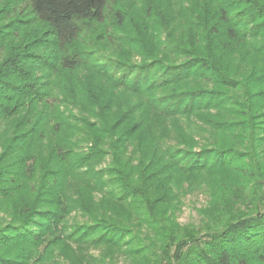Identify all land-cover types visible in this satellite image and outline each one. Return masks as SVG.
I'll return each instance as SVG.
<instances>
[{
    "label": "trees",
    "instance_id": "trees-1",
    "mask_svg": "<svg viewBox=\"0 0 264 264\" xmlns=\"http://www.w3.org/2000/svg\"><path fill=\"white\" fill-rule=\"evenodd\" d=\"M112 1L0 0V264H264V0Z\"/></svg>",
    "mask_w": 264,
    "mask_h": 264
},
{
    "label": "rangeland",
    "instance_id": "rangeland-1",
    "mask_svg": "<svg viewBox=\"0 0 264 264\" xmlns=\"http://www.w3.org/2000/svg\"><path fill=\"white\" fill-rule=\"evenodd\" d=\"M140 0H113L112 5L114 7L120 8V10L123 12L122 18L124 19V23L130 24V26L133 28L136 23L138 24V17H140L143 14V6L141 3H139ZM126 16V18H125ZM138 16V17H137ZM29 15L27 19H29ZM26 18V17H25ZM113 20L112 22H114ZM149 21V20H148ZM8 21L2 22L3 24H7ZM33 25L27 24L26 30H31L32 28H36L35 32H44V28L40 25H36L37 27H32ZM126 26V25H124ZM105 27L110 32H105ZM135 29V27H134ZM178 29V28H177ZM181 30L178 32H175L174 35L176 36L180 34ZM129 34L134 35L135 32H123L119 27H117V23L114 25H97L93 22L87 23L86 26H84V29L82 31V34L80 38L74 43L77 47L85 48L82 43L89 42L90 44H93V47L95 48L98 57H107L112 60H118V53L121 52L119 48V45L126 44L127 40L129 39L127 36ZM40 34V33H37ZM108 34H110L112 37L109 38ZM166 34L168 32H161L160 33V40H164L166 37ZM127 37V38H126ZM130 40V39H129ZM132 41V40H130ZM83 46V47H82ZM104 47L110 48L112 51H106L107 49H102ZM89 49V48H85ZM109 50V49H108ZM131 62H139L140 58L138 56H133L130 58ZM72 113L77 115V111L71 109ZM102 165L101 167H103ZM207 198L202 192H194V193H187L180 196V203L176 207V212L174 214L175 222L179 224L180 226H191L198 228L200 224V215L198 214V210L203 208L206 205ZM91 255L95 257L94 259L97 261V264H124L122 260L116 259L112 263H108L107 261L104 263L99 262V254L96 251L91 252ZM95 262L92 264H96ZM52 264H66L63 261L59 260Z\"/></svg>",
    "mask_w": 264,
    "mask_h": 264
}]
</instances>
